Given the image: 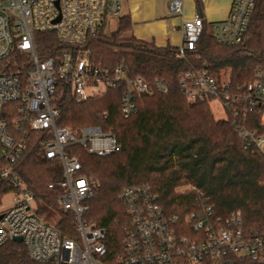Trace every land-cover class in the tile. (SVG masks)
I'll return each mask as SVG.
<instances>
[{
	"label": "built area",
	"instance_id": "built-area-1",
	"mask_svg": "<svg viewBox=\"0 0 264 264\" xmlns=\"http://www.w3.org/2000/svg\"><path fill=\"white\" fill-rule=\"evenodd\" d=\"M256 3L257 0H231L227 16L215 22L199 12L185 19L177 56L183 58L196 48L208 23L213 25L219 44L245 43ZM168 7L171 14L181 15L184 0H169ZM121 14L122 0H0V62L9 61L14 54L27 57L23 62L14 58L16 70L0 68V184L9 187L13 195L12 205L0 211V245L22 237L35 264H229L232 254L264 261V227L245 228L240 210L231 212L226 219L214 218V206L196 187L190 186L200 209L186 216L192 234H185L179 218L166 212L151 184L123 189L119 198L126 206L130 224L117 257L109 251L106 229L85 220L87 201L94 197L97 181L82 173L79 157L69 153L67 147L82 144L89 153L106 156L122 145L100 126L75 130L57 124L59 81L70 84L77 102L123 83L120 109L125 117L138 112L142 96L169 90L159 78L131 76L125 64L108 68L92 61L86 47L89 37ZM39 31L57 34L64 46L58 58L39 54ZM179 88L191 102L219 101L225 114L228 110L235 115L259 113V128L250 129L240 123L237 132L246 149L253 148L264 158V65L258 66L254 79L239 90H234L229 73L219 78L208 68L183 73ZM9 102L17 103L15 132L27 123L32 130L51 133L50 138L40 141V146L47 158L62 162L63 176L57 184L63 189L59 207L73 217L76 236L65 234L57 222H49L37 213L35 196L16 167L26 137L11 131L3 116Z\"/></svg>",
	"mask_w": 264,
	"mask_h": 264
},
{
	"label": "trees",
	"instance_id": "trees-1",
	"mask_svg": "<svg viewBox=\"0 0 264 264\" xmlns=\"http://www.w3.org/2000/svg\"><path fill=\"white\" fill-rule=\"evenodd\" d=\"M131 26L129 16L121 15L112 34H106L103 26L90 36L86 47L92 61L108 68L122 63L133 77L159 78L168 84L167 92L142 96L138 99V112L125 117L120 109L123 83L83 102L75 100L70 84L58 83V125L75 130L100 126L122 145L120 150L106 156L89 153L82 144L67 147L69 153L79 157L82 173L97 181L95 195L87 201L85 220L106 229L109 251L117 257L130 224L119 195L128 186L149 183L166 212L179 218L185 234L193 232L186 216L198 211L200 204L192 188L180 191L184 185L203 192L206 202L214 206V218L226 219L231 212L240 210L245 228L264 227V158L255 149H246L237 132L240 123L250 129L259 128L261 115L257 112L235 115L228 110L223 117H217L210 99L191 102L179 88L183 73L200 68H208L219 78L229 73L234 90L254 79L255 69L264 65V0H257L245 43L219 44L213 25L208 23L196 48L183 58L177 56L178 47H159L135 36L122 37ZM36 42L40 55L55 58L64 47L54 31L37 32ZM14 58L18 62L27 60L14 54L9 61H1L0 68L18 69ZM15 106L14 102L5 104L3 114L13 132V121L18 116ZM15 133L26 137L16 167L35 196L37 213L47 221L59 216L57 225L62 231L76 236L73 217L59 207L63 189L57 184L63 176L62 162L47 158L40 146V141L50 138L51 133L32 130L27 123ZM10 192L9 187L0 184V205ZM229 259V264H264L235 254ZM0 264L35 262L29 258L23 242L10 240L0 245Z\"/></svg>",
	"mask_w": 264,
	"mask_h": 264
},
{
	"label": "crops",
	"instance_id": "crops-1",
	"mask_svg": "<svg viewBox=\"0 0 264 264\" xmlns=\"http://www.w3.org/2000/svg\"><path fill=\"white\" fill-rule=\"evenodd\" d=\"M168 3L169 0H122L121 15L129 16L132 23L128 34L159 47H178L183 41L181 25L185 19L199 12L215 22L225 18L231 6V0H184L183 14L173 15Z\"/></svg>",
	"mask_w": 264,
	"mask_h": 264
},
{
	"label": "rangeland",
	"instance_id": "rangeland-1",
	"mask_svg": "<svg viewBox=\"0 0 264 264\" xmlns=\"http://www.w3.org/2000/svg\"><path fill=\"white\" fill-rule=\"evenodd\" d=\"M212 20L213 19H211V21ZM117 25H118L117 19L108 20L106 23V26L104 27L105 33L112 34L117 29ZM122 37L127 38L131 36L128 34V31H125L123 32ZM211 105L217 117H223L225 115L224 109L219 101L215 100L212 102ZM189 188H190V185H184V186H181L180 191H187L189 190ZM12 198H13V195L11 193H8L3 197L2 204L0 205V211H4L12 205ZM48 220L51 222H57L59 220V216L56 215L54 216V218H49Z\"/></svg>",
	"mask_w": 264,
	"mask_h": 264
},
{
	"label": "water",
	"instance_id": "water-1",
	"mask_svg": "<svg viewBox=\"0 0 264 264\" xmlns=\"http://www.w3.org/2000/svg\"><path fill=\"white\" fill-rule=\"evenodd\" d=\"M14 240L17 242H22V237H16Z\"/></svg>",
	"mask_w": 264,
	"mask_h": 264
}]
</instances>
